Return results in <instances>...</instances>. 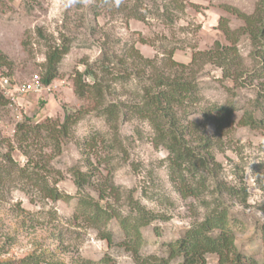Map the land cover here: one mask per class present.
<instances>
[{
    "label": "rangeland",
    "instance_id": "1",
    "mask_svg": "<svg viewBox=\"0 0 264 264\" xmlns=\"http://www.w3.org/2000/svg\"><path fill=\"white\" fill-rule=\"evenodd\" d=\"M247 17H251L253 27L260 25L264 21V1L0 0V51L12 61L10 67H0V72H11L8 84L0 73V91L9 99L0 110L3 135L14 138L16 124L25 117L37 123L47 117L63 119L65 110L80 108L84 112L73 125L71 136L64 139L62 151L52 160L63 174L57 186L69 198L31 197L18 180L0 186V246L4 245L1 257H19L43 246L69 264L81 259L98 262L105 257L116 264H138L122 244L125 236L117 219L108 224L113 233L111 245L84 218L74 219L78 202L71 171L74 166L92 170L94 184L102 187L112 182L118 186L120 198L111 192L108 199L122 214L130 212L127 193L133 190L135 198L159 215L141 229L142 257H167L169 244L193 222L204 218L206 208L200 200L182 197L171 180L168 151L157 145L156 133L148 120L122 115L114 122L116 134L105 120L103 107L109 102L122 104L123 111H128L129 105L140 99L137 76L133 74L129 80L108 76L112 89L101 106L92 94L79 97L75 93L76 72H83L87 64L96 68L104 60L116 73L144 69L146 77L157 72L184 73L197 85L193 96L197 100L190 98L176 110L182 121L190 123L191 131L199 129L195 135L212 138L211 151L219 169L215 176L210 175L211 187L222 182L247 191L246 202L242 195L228 192L212 195L207 190L204 197L210 201L215 196L217 202H224L238 250L262 264L264 126L251 127L240 120L264 96V75L252 78L261 71L264 56L257 53L260 46L253 44L247 32ZM221 21L228 32L220 26ZM217 42L236 45L240 61L237 81L226 78L222 68L208 61L206 55L217 49ZM63 43L69 45V50L51 84H44L41 92L15 93L18 85L31 81L35 75L42 79L49 50ZM136 49L151 63L139 61ZM171 61L183 63L186 68ZM232 69L234 73L235 67ZM4 87L12 89L13 94ZM214 105L234 109L225 116ZM259 116L255 114L257 119ZM13 155L24 163L20 151ZM91 193L97 194L94 190ZM207 260L210 264L218 261L211 254ZM180 261L176 258L170 264Z\"/></svg>",
    "mask_w": 264,
    "mask_h": 264
},
{
    "label": "trees",
    "instance_id": "2",
    "mask_svg": "<svg viewBox=\"0 0 264 264\" xmlns=\"http://www.w3.org/2000/svg\"><path fill=\"white\" fill-rule=\"evenodd\" d=\"M233 11L236 12V9ZM237 13L240 17H245L238 11ZM245 20L253 44L260 46L257 53L264 56V21L261 20L260 25L253 27L251 17ZM220 26L225 32L229 31L224 22L221 21ZM216 45L217 49L206 55L208 61L222 68L226 78L237 81L240 61L239 57H236L238 53L236 45H221L219 42ZM68 50L69 45L65 43L49 50L45 74L41 79L43 84L50 85L56 78L58 65ZM135 51L139 55L136 57L139 61L151 63L150 59L145 58L139 50ZM262 58L264 60V57ZM171 62L186 68L183 63ZM11 64L12 61L8 56L0 51V67L4 65L10 67ZM263 65L261 71L252 75V78L263 77ZM0 73L11 83L10 71L4 70ZM133 74L139 78L140 99L129 105L128 111H123L122 104L109 102L103 107L105 120L111 128H115V134L118 128L117 123L115 125L114 122H117L122 115L133 114L148 120L156 133L157 145H163L168 151L169 174L177 190L184 198L194 197L200 200L201 205L206 208V214L201 221L193 222L182 236L169 244L167 257L153 255L142 257L139 252L143 242L141 229L159 215L135 198L133 190H128L127 193L130 212L122 214L108 199L111 192H115L119 197V187L112 182L110 186L105 184L102 187L94 184L92 170H82L79 166H74L71 171L78 194L74 219L84 218L89 227L95 229L100 238L106 240L109 245L113 243V233L108 230V224L113 218L117 219L125 236L122 244L133 253L138 264H170L176 258L181 259L179 264H210L207 260V255L210 254L217 256V264H259L254 256H248L238 250L235 243L236 233L231 227L229 209L223 205L224 202H217L215 196L210 201L204 197L207 190L212 195L216 192L219 194L228 192L237 196L242 195V201L246 202L247 191L246 188H237L222 182H217L214 188L211 187L213 183L209 180L210 175L215 176L219 169V164L211 151L212 138L203 133L200 136L195 135L199 129L191 131L190 123L182 121L176 110L178 105L184 104L190 98L191 101L197 100V97H193L197 85L188 79V76L186 77L184 73L169 75L165 72H157L146 77L145 69L137 73L133 71L127 74L116 73L114 67L107 65L103 60L101 65H96V68L87 64L83 72H76L74 91L79 97L92 94L101 106L105 101L106 93L112 89L108 76L113 80H129ZM8 102L9 99L0 91V110ZM214 106L218 113L225 116L231 115L234 109L233 106L227 105ZM257 113L260 115L259 119L255 117ZM83 114L80 108L73 111L65 110L63 119L47 117L43 122L37 123L25 117L16 124L14 138L4 136L0 129V186L18 180L22 184L21 189L31 197L35 195L52 200L69 198L70 195L63 193L57 186L63 179V174L53 166L52 160L62 151L64 139L71 136L73 125L82 118ZM240 122L251 127L264 126V96L257 99L253 111L244 113ZM17 150L24 156L23 164L13 155ZM88 162L90 165L91 162ZM92 190L97 194H92ZM260 232L264 244V222L260 225ZM3 247L4 245L0 246V264H69L52 253L48 247H36L19 257H1L4 252ZM76 264L116 263L105 257L98 262L81 259Z\"/></svg>",
    "mask_w": 264,
    "mask_h": 264
},
{
    "label": "built area",
    "instance_id": "3",
    "mask_svg": "<svg viewBox=\"0 0 264 264\" xmlns=\"http://www.w3.org/2000/svg\"><path fill=\"white\" fill-rule=\"evenodd\" d=\"M5 83L9 82L8 79H4ZM10 83V82H9ZM43 82L41 81V78L38 76V75H35L33 77V79L31 81H28L27 83L25 84H22V85H18L15 89V93L17 94H26V93H29L31 91H36V92H41L42 89H43ZM4 89L8 92H12V89H8L7 87H4ZM6 92V95H10V93ZM13 94V92H12ZM13 96V95H11Z\"/></svg>",
    "mask_w": 264,
    "mask_h": 264
}]
</instances>
